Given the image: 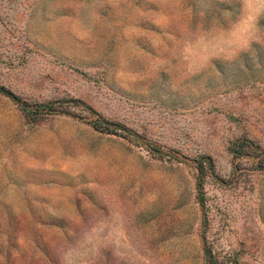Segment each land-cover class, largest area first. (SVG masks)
<instances>
[{"label": "rangeland", "instance_id": "374dc122", "mask_svg": "<svg viewBox=\"0 0 264 264\" xmlns=\"http://www.w3.org/2000/svg\"><path fill=\"white\" fill-rule=\"evenodd\" d=\"M0 87V264H264V0H0Z\"/></svg>", "mask_w": 264, "mask_h": 264}, {"label": "trees", "instance_id": "16d2710c", "mask_svg": "<svg viewBox=\"0 0 264 264\" xmlns=\"http://www.w3.org/2000/svg\"><path fill=\"white\" fill-rule=\"evenodd\" d=\"M0 90L3 91L4 93L8 94L12 98H14L16 101L20 102L19 98L13 94L10 90H6L3 87H0ZM32 105V106H29ZM67 106H77L81 105L83 106L84 109L88 110L89 112H93L94 110L92 107H90L88 104L85 102L79 100V99H71L67 101ZM22 108H24L25 112L28 115H31L33 117H38V116H43L47 114H53L57 112L58 106H56V103L53 101H48V102H34L33 104L29 103H21ZM93 124L96 128L101 129V130H107V131H113L116 130L118 127L126 130L123 126H120V124H117L115 122H109L103 118H97L93 120ZM201 172H204L203 166L200 168ZM202 184H198V187L201 188ZM203 197V196H202ZM204 198H202V201ZM208 258H211L210 251H207ZM211 264H213V260L211 259Z\"/></svg>", "mask_w": 264, "mask_h": 264}]
</instances>
